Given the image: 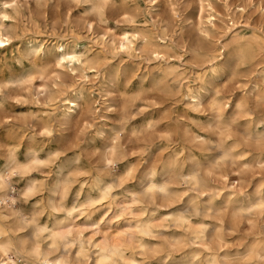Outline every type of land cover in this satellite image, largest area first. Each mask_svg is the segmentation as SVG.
I'll list each match as a JSON object with an SVG mask.
<instances>
[{
    "label": "rangeland",
    "instance_id": "rangeland-1",
    "mask_svg": "<svg viewBox=\"0 0 264 264\" xmlns=\"http://www.w3.org/2000/svg\"><path fill=\"white\" fill-rule=\"evenodd\" d=\"M0 30V241L16 264L39 263L36 246L104 264L113 243L119 264H264V0H0Z\"/></svg>",
    "mask_w": 264,
    "mask_h": 264
},
{
    "label": "bare ground",
    "instance_id": "bare-ground-1",
    "mask_svg": "<svg viewBox=\"0 0 264 264\" xmlns=\"http://www.w3.org/2000/svg\"><path fill=\"white\" fill-rule=\"evenodd\" d=\"M15 3L17 4L18 2L16 1ZM122 35L123 36L121 38L120 47L122 49H126L129 47H131L132 49L135 48V43H134L135 35L133 36V38H131L130 35L127 33H124ZM9 40H10V36L7 33L0 30V44L5 46L6 45L5 43L9 42ZM261 43H262V38L258 37V36L252 37L250 39L235 37L229 43H223L222 44L223 50H221L219 53H217L216 57L223 56L225 54L226 49L229 46H232V53H230L231 57H232V59L237 60L238 58H243L246 56V51H245L246 50V47H245L246 44H249V45L256 44V45L260 46ZM56 52H57L56 53L57 65L61 68L67 67V64L69 62H71L72 66L75 67L76 61H80L81 56H82L81 53H78V51L76 49H68L63 43H60L57 45ZM132 52H133V50H132ZM161 52H162V49H161ZM69 102H71V104H72L71 107L75 108L76 106H78V103L75 99H73ZM231 155H232V153L228 149H223V151H222L223 158L229 157ZM108 161L111 163L112 159L108 158ZM1 169L2 170H0V191H1L0 192V202L4 203L8 199V197L6 198V195L3 194V192L9 188L10 181H8V179H6L7 176L5 177V174H6L4 172L5 168H1ZM18 171H19L20 175L23 176L28 172V168L20 167ZM9 172H10V170H9ZM194 179H195V182H198V178L196 175H194ZM12 182H17V179L16 180L13 179ZM161 189H162V191L165 190L164 187H161ZM29 192H30V189L26 188V191H24V194L29 193ZM101 197L105 198V194L101 193ZM263 205H264V199H260L255 204V206H257V207H261ZM2 217H4V215L2 213H0V218H2ZM177 218H178V220H184V221L186 220V221H188V223H192V220L185 215H179ZM32 223L35 226L36 225L35 224L36 219H33ZM48 227L49 226H44L42 228V231H46L48 229ZM33 236L36 237L35 232H33ZM45 238L48 239L47 249L53 250V249L60 248L61 245H60L59 241L57 240L56 233L53 229H49L48 235H46ZM86 241L88 242V244L91 247L99 248L98 251L100 250L101 246L98 245L97 243H95L94 241H92L91 237H88V238L86 237ZM67 246H68V243H65L64 248H66ZM113 247H114V252H113L112 256H108V255L102 253L101 251H99L98 254L96 255L97 262H101L104 264H119L116 258L119 257V258H121V260H124L125 259V255H124L125 248L120 247L116 243H113ZM83 250H84V246L81 245V243H80L78 248H77L78 254H82ZM34 252L36 253L38 260H39V263H37V264H60V259L58 257H51L49 255H43L41 250L37 246L34 248ZM0 255L3 257L2 261H0V264H5V263L6 264H16L15 257L13 255V253L1 241H0Z\"/></svg>",
    "mask_w": 264,
    "mask_h": 264
}]
</instances>
